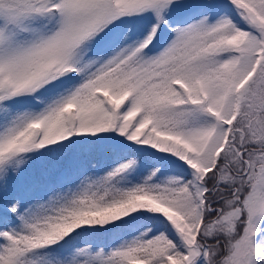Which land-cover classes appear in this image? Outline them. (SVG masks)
I'll return each mask as SVG.
<instances>
[{"label": "snow or ice", "instance_id": "obj_1", "mask_svg": "<svg viewBox=\"0 0 264 264\" xmlns=\"http://www.w3.org/2000/svg\"><path fill=\"white\" fill-rule=\"evenodd\" d=\"M0 264H264V0H0Z\"/></svg>", "mask_w": 264, "mask_h": 264}]
</instances>
